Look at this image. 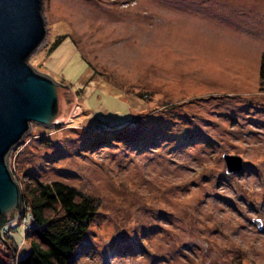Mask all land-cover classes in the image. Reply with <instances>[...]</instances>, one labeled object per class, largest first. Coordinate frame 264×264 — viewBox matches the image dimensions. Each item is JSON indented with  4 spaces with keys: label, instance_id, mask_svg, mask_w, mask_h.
Listing matches in <instances>:
<instances>
[{
    "label": "rangeland",
    "instance_id": "obj_1",
    "mask_svg": "<svg viewBox=\"0 0 264 264\" xmlns=\"http://www.w3.org/2000/svg\"><path fill=\"white\" fill-rule=\"evenodd\" d=\"M43 16L28 63L74 103L8 167L20 191L95 199L70 264H264V0H44ZM31 225L0 229V264L30 252Z\"/></svg>",
    "mask_w": 264,
    "mask_h": 264
},
{
    "label": "water",
    "instance_id": "obj_2",
    "mask_svg": "<svg viewBox=\"0 0 264 264\" xmlns=\"http://www.w3.org/2000/svg\"><path fill=\"white\" fill-rule=\"evenodd\" d=\"M43 1L0 0V221L13 222L20 213L21 193L8 167L10 154L32 124L59 125L74 103L66 87L28 63L48 35ZM224 160L228 173L242 170V158L226 155Z\"/></svg>",
    "mask_w": 264,
    "mask_h": 264
},
{
    "label": "trees",
    "instance_id": "obj_3",
    "mask_svg": "<svg viewBox=\"0 0 264 264\" xmlns=\"http://www.w3.org/2000/svg\"><path fill=\"white\" fill-rule=\"evenodd\" d=\"M260 80L264 88V55L260 63ZM20 192L19 214L23 215L24 210L29 211L32 221L30 234H25L30 240L31 249L24 258L14 261L10 257L11 261L6 262L70 264L96 214L95 199L62 182L43 183L32 180L25 191ZM14 222L2 219L0 229H6Z\"/></svg>",
    "mask_w": 264,
    "mask_h": 264
},
{
    "label": "bare ground",
    "instance_id": "obj_4",
    "mask_svg": "<svg viewBox=\"0 0 264 264\" xmlns=\"http://www.w3.org/2000/svg\"><path fill=\"white\" fill-rule=\"evenodd\" d=\"M66 119H68V117H67ZM66 119H65V120H66ZM66 121H67V120H66Z\"/></svg>",
    "mask_w": 264,
    "mask_h": 264
}]
</instances>
